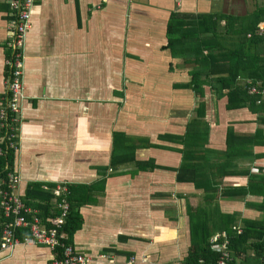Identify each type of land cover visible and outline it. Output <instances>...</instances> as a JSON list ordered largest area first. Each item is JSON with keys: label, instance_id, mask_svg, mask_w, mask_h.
<instances>
[{"label": "crops", "instance_id": "obj_1", "mask_svg": "<svg viewBox=\"0 0 264 264\" xmlns=\"http://www.w3.org/2000/svg\"><path fill=\"white\" fill-rule=\"evenodd\" d=\"M263 4L264 0H37L30 8L15 158L21 175L18 190L25 192L33 181H42L43 187L57 181L97 182L106 169L104 186L95 189L98 202L80 207L84 222L72 235L75 248L89 257L87 264L184 261L191 244L189 204L208 199L195 182L177 179L185 144L168 135L186 138L198 100L206 103L202 122L208 124L203 146L202 122L196 127L194 155L207 159L200 166L205 171L204 178L198 177L200 183L218 180L211 187L239 186L248 180L243 170L264 175V143L246 144L228 160L221 153L228 127L239 135H252L258 127L264 133L259 117L264 113L247 105L227 108V97H215L209 85L198 96L188 85L192 64L163 48L173 10L243 15ZM9 18V0H0V107L7 90ZM241 24L232 26L240 30ZM115 138L114 154H133L145 168L134 163L111 167ZM151 159L156 166L150 168ZM224 170L235 172L220 176ZM261 198L218 192L211 200L223 212L258 217L261 212L252 203ZM52 256L46 246L20 243L0 249V264H47Z\"/></svg>", "mask_w": 264, "mask_h": 264}, {"label": "trees", "instance_id": "obj_2", "mask_svg": "<svg viewBox=\"0 0 264 264\" xmlns=\"http://www.w3.org/2000/svg\"><path fill=\"white\" fill-rule=\"evenodd\" d=\"M262 20H264V4L243 15L231 13L223 15L196 14L173 10L166 25L167 43L163 48H167L171 55L183 57L186 62L192 64L193 67L190 69L192 76L188 85L198 96H203L204 85H209L210 91L215 97L222 95L227 97V108L247 105L252 111L264 113V60L260 61V59H264V36L259 35L256 31L258 22ZM223 21L225 24L222 23ZM239 22H242L241 29L235 30L237 26L232 25ZM6 69L5 67V76L8 73ZM238 74L243 77H238ZM258 80L261 82L258 83ZM252 87H255L256 90H253ZM205 106L206 103L203 99L198 100L195 114L187 125L188 136L186 134V138L188 137V140L185 136L168 135L185 144V147L180 149L183 152V162L177 170V179L195 182L197 188L204 189L208 199L203 204H189L191 244L184 261L186 264H216L221 251L213 246L211 239L215 234L225 231L229 242L227 249L233 255L234 264H264V175L243 170L248 173V180L239 186L217 185L211 187V184L219 183L218 180H214L215 182L208 183V187L206 183H200L198 179L199 176L204 178L202 173L205 171L201 170L200 166L206 156L197 158L194 155L197 150L196 127L202 122ZM259 117L260 123L263 124L264 115L260 114ZM204 122H202L203 129L199 130V137L203 133L202 146L207 141L208 135V124ZM231 129L227 128L226 149L221 152L227 160L235 156L236 151L244 150L246 144L264 143V140H260L261 137H264L263 129L260 127L252 135H239ZM114 135L117 136L116 133ZM121 136L123 139L127 138L123 134ZM166 136L162 135V137ZM115 143L116 138L111 156V167L116 163H134L136 166L145 168L143 163L135 161L133 154L127 152L114 154ZM131 146L130 151L134 149V145ZM15 158L14 151H11L7 156L0 157V175L5 174L6 163L9 162L14 166ZM147 162L150 168L156 166L152 159ZM227 164L228 162L220 164V167L224 168ZM234 172L233 170H224L220 176ZM106 176L105 169L103 176L97 182H70L68 184L70 212L66 222L60 228V231L66 233L64 239L66 243L72 244L73 233L84 222L80 207L85 203L98 202L95 189L100 184L104 186ZM42 184V181H33L23 192V198L27 203L39 206L42 210L40 215L46 216L56 211V194L52 190L56 183L48 182V188H44ZM218 192L220 196L260 194L262 196L260 201L252 203V205L261 212V215L251 217L242 216L236 211H221L218 203L213 204V200H211L214 193ZM236 225L240 226V231ZM56 250L53 252L55 257H60V251Z\"/></svg>", "mask_w": 264, "mask_h": 264}, {"label": "built area", "instance_id": "obj_3", "mask_svg": "<svg viewBox=\"0 0 264 264\" xmlns=\"http://www.w3.org/2000/svg\"><path fill=\"white\" fill-rule=\"evenodd\" d=\"M37 0H9L10 18L7 22L5 67L6 98L0 107V157L14 154L19 149L20 106L23 97L24 41L30 26V8ZM256 31L264 36V20L258 22ZM256 90L255 87H252ZM5 174L0 175V249H11L20 243L43 245L53 256L47 264H87L89 257L78 251L73 244L66 243V233L60 231L70 212L69 183L57 181L53 186L56 194L53 214L40 215L39 206L27 203L23 193L18 190L21 175L11 163L4 166ZM44 188H48L44 185ZM58 195H60L58 197ZM238 231L240 226L236 225ZM213 246L221 251L216 264H234L232 253L227 249L228 239L225 231L211 239ZM60 251L55 257L54 251ZM181 264H186L183 261Z\"/></svg>", "mask_w": 264, "mask_h": 264}, {"label": "rangeland", "instance_id": "obj_4", "mask_svg": "<svg viewBox=\"0 0 264 264\" xmlns=\"http://www.w3.org/2000/svg\"><path fill=\"white\" fill-rule=\"evenodd\" d=\"M20 143V142H19Z\"/></svg>", "mask_w": 264, "mask_h": 264}]
</instances>
